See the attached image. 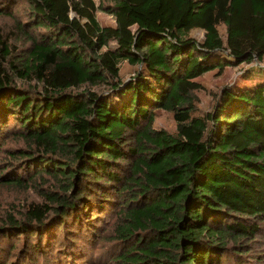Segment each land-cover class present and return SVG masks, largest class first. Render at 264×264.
Returning <instances> with one entry per match:
<instances>
[{
    "label": "trees",
    "instance_id": "1",
    "mask_svg": "<svg viewBox=\"0 0 264 264\" xmlns=\"http://www.w3.org/2000/svg\"><path fill=\"white\" fill-rule=\"evenodd\" d=\"M0 17V185L37 195L0 214V264H264V66L202 112L193 80L264 62V0H0Z\"/></svg>",
    "mask_w": 264,
    "mask_h": 264
},
{
    "label": "rangeland",
    "instance_id": "2",
    "mask_svg": "<svg viewBox=\"0 0 264 264\" xmlns=\"http://www.w3.org/2000/svg\"><path fill=\"white\" fill-rule=\"evenodd\" d=\"M19 15L22 14L21 11L17 10ZM97 18L102 25H114V19L111 15L97 10ZM9 22L10 20L5 17H0V28L3 27L4 22ZM219 34L221 37L224 36L223 27H218ZM190 35L196 38L197 40L202 39L201 30H193L190 32ZM264 61V60H263ZM264 66L263 63L250 62V63H241L235 66H223L219 69H213L202 75L194 78L193 80L198 82L202 87L201 90L196 92L198 96L197 109L198 111L210 110L214 95L218 93L219 89L227 84H231L239 87H249L255 81H258L261 78L260 69ZM131 70L127 64H122L121 74L123 77L129 76ZM153 127L155 128H164L169 131H174L175 124L171 114L167 111H158L155 120L153 122ZM22 143L20 139L8 137L4 145L11 147L19 146ZM11 160L10 157L4 156L0 152V163ZM8 167L5 171H7ZM37 199V195L34 191L19 187L15 185L7 186L0 185V214L8 213L14 211V208H18L21 203L25 201ZM103 226L101 229L104 231L111 230L112 219L106 217L101 223ZM63 262L60 259V264ZM65 264V263H64Z\"/></svg>",
    "mask_w": 264,
    "mask_h": 264
}]
</instances>
